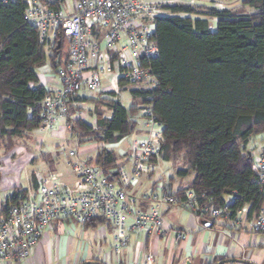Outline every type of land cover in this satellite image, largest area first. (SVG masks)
I'll use <instances>...</instances> for the list:
<instances>
[{
  "label": "trees",
  "instance_id": "trees-1",
  "mask_svg": "<svg viewBox=\"0 0 264 264\" xmlns=\"http://www.w3.org/2000/svg\"><path fill=\"white\" fill-rule=\"evenodd\" d=\"M41 1L66 10L64 0ZM243 5L253 13L167 6L170 15L155 19L159 55L144 59L155 78L154 88L130 91L143 106H153L164 127L159 157L170 162L182 154L187 167L178 174L195 175L191 186L176 196L191 191L199 196V205L217 207L232 199L231 218L245 206L252 217L263 203L253 155L246 146L251 138L264 134V0H244ZM27 8V0L0 3V146L8 150L13 139L40 127L42 101L48 91L40 84L36 69L49 60L58 73L67 61L62 58L66 41L59 34L48 44L47 55L48 45L24 20ZM209 18L217 19L215 31L210 29ZM125 84L119 80L120 88ZM115 97L110 93L106 100H95L93 126L76 119L78 110L70 105L66 121L79 144L116 145L133 135L136 123L132 118L142 107L126 108ZM105 110L112 112L111 118L105 117ZM118 166L113 151L103 146L92 167L116 179ZM1 180L0 170V184ZM26 195V190L15 189L0 204V214Z\"/></svg>",
  "mask_w": 264,
  "mask_h": 264
},
{
  "label": "built area",
  "instance_id": "built-area-1",
  "mask_svg": "<svg viewBox=\"0 0 264 264\" xmlns=\"http://www.w3.org/2000/svg\"><path fill=\"white\" fill-rule=\"evenodd\" d=\"M16 0H0L7 3ZM24 20L37 29L42 43L53 44L58 34L68 43V57L59 68L61 89L48 92L42 101L43 111L39 129L53 131L66 119L70 105L82 91L98 92L105 79L124 80L136 86L150 75L144 59H154L159 48L154 39L158 7L145 0H75L71 12L56 10L41 0H27ZM101 38V40L99 39ZM104 45V46H103ZM49 46V45H48ZM147 136L133 142L123 151L128 164H121L115 171L116 179L104 175L99 169L78 164L81 184L76 188L59 185L53 176L45 178L38 190H29L25 198L0 214V263L27 260L37 248L44 231L58 220H72L86 225L95 218H104L116 230L114 251L120 254L129 246L133 231L162 234L164 208L179 206L199 212L211 220L231 218V199L224 206L199 205L194 192L176 196L153 191L145 196L150 203L149 212L137 208V198L130 193L143 176L154 174L164 141L163 125L155 116L153 106L142 107ZM82 118V112H77ZM253 155L254 168L263 203L252 216L250 231L264 233V144ZM75 156V152H70ZM242 209L236 212L241 214ZM177 241L189 234L171 231ZM147 263L153 264L148 254Z\"/></svg>",
  "mask_w": 264,
  "mask_h": 264
},
{
  "label": "crops",
  "instance_id": "crops-1",
  "mask_svg": "<svg viewBox=\"0 0 264 264\" xmlns=\"http://www.w3.org/2000/svg\"><path fill=\"white\" fill-rule=\"evenodd\" d=\"M145 1L154 3L158 0ZM243 1H234V7H246L243 5ZM192 3L195 4V1ZM197 4L209 9L228 10L235 13L233 12L234 7L219 8L217 0L200 1ZM73 8L74 3L66 10L71 12ZM158 16L168 15L159 14ZM208 20L210 29L215 31L217 19L209 18ZM99 39L101 40L100 37ZM46 50L49 56L51 45L47 46ZM67 57L68 52L65 57L62 55L63 59ZM36 74L40 84L48 92L61 89L60 79L49 60L44 66L36 69ZM105 81H108V79H105ZM110 93H115V100L121 102L126 108L136 105V98L127 91L119 92V82L110 78L106 86L98 92L82 91L80 93L79 97L73 102V107L75 110L86 109L88 112L82 113V118L78 116V113L74 117L92 126L95 125V100H106L109 98ZM105 117L111 118L112 112L105 110ZM132 120L136 123V130L133 133L135 138L131 142L144 140L147 136V127L142 112L140 111ZM69 128L68 122L64 119L49 133H44L38 128L27 133L24 138L13 139L12 142H28L29 144L26 143V145L34 147L36 150L40 149L44 142H56L53 146L62 147L64 155H59L57 151H53L50 153V169H44L43 172H30L26 169L27 166L30 163H35L37 159L32 151L25 148L19 150L15 143L11 149H6L0 160H6L9 169L18 172L19 176L16 178L12 175L3 179V182L1 180L0 204H4L15 189L38 190L41 182L49 176H53L61 186L78 187L81 184V178L72 165L92 164L93 166L101 147L104 146L111 150L113 146L120 145L128 139L126 138L116 145H105L103 143L81 145L74 136H71ZM255 138L261 140V145L264 144V134L257 135ZM68 142H76L77 145L71 148ZM17 151L23 152L21 157H16ZM121 151H127V149ZM70 152H75V156H70ZM45 154L40 150L41 160H48V156ZM120 155L124 159L121 163L117 162V164H128L130 166L131 163L124 152H120ZM163 162L167 163L160 157L157 158L158 171L143 176L138 184L130 190V193L137 198V208L143 212H149L151 208L150 203L145 199L147 194L159 190L176 195L178 191L186 190L191 186H176L173 176H170L168 181H163L161 177L162 172L165 170V166L161 165ZM184 169L186 167L176 170V174ZM24 170H27L25 175H23ZM8 192L10 193L7 194ZM229 199L230 196H227L226 200ZM248 212L249 208L245 206L241 214L235 218L211 220L199 212L190 211L179 206L165 207L163 216L164 228L167 232L159 235L146 231H133L129 235V246L120 254L114 251L116 230L104 218H95L93 223L86 225L72 220H58L47 227L37 248L27 260L22 262L9 261L0 264H148L146 259L148 254L153 255V264H264V233L255 234L250 231L252 217L249 216ZM175 230L187 232L189 236L185 240L177 241L174 233L171 232Z\"/></svg>",
  "mask_w": 264,
  "mask_h": 264
},
{
  "label": "rangeland",
  "instance_id": "rangeland-1",
  "mask_svg": "<svg viewBox=\"0 0 264 264\" xmlns=\"http://www.w3.org/2000/svg\"><path fill=\"white\" fill-rule=\"evenodd\" d=\"M193 1H195V4L192 3ZM200 1L203 2V1H208V0H158V1H154L153 4H155L158 7L157 15H159V14L160 15H170V12L166 8H167V6H172V5H191V6L200 7L203 9H209L203 5L198 6L197 3ZM234 1H236V0H217L218 5H219L218 7L221 9L225 8L227 6L234 7L235 6ZM64 2H65V9H68L69 6H72V4L75 3V0H64ZM253 11L254 10L249 6L234 7V9H233V12L238 13V14L239 13L251 14V13H253ZM181 16H186V15L181 14ZM67 52H68V43H65V45L62 49L63 57L66 56ZM108 81H110L109 78H108ZM108 81L104 80V82L102 83V89L106 86ZM154 85H155L154 79H147L145 82L139 83L136 86H129V85L125 84L123 88L119 87V92L127 91L131 94L130 91L133 90L134 88H139L138 90L146 91V90H150V89L154 88ZM90 93H94V92H90ZM135 103H136L137 107H143L140 99L136 98ZM78 111L82 112L83 114H84V112H88L86 109H78ZM49 132H46V133H49ZM255 137L251 138L249 143L247 144V152L252 153L254 151H257L260 148V145L262 142H261V140L259 141ZM134 138H135L134 135L129 136L125 142H122L120 145L112 147L111 151H113V153L115 154V157H116L118 163H121V161L124 159V157H122L120 155V152H123L121 150L122 149L129 150L130 146L133 143L131 141L134 140ZM26 143H28V142H15V146L19 150H21L22 148H25L29 151H32V153H34V156L37 158L35 163H30L29 166H27L26 169L30 172H33V171L43 172L44 169H46V170L50 169L51 168L50 153H52L53 151L54 152L57 151L59 155H64V153L62 152L63 151L62 147L53 146V144H55L56 142H44L43 146H41L40 149H37V150L34 147H28V145H26ZM68 144L71 146V148L75 147L77 145L76 142H68ZM5 150H6L5 146H3V147L0 146V157L4 156ZM40 150L43 153H46L45 155L48 156V160H46V161L41 160ZM22 153H21V151H17L16 157H21ZM162 164L165 166V170L162 172V176H161L163 181H168L169 177L173 176L176 186L181 185V187H186V186H189L193 183L192 182L193 178H194L193 173H191L188 177H183V176L176 174V170L187 167L186 162H185V158L182 154L177 156L174 161H171L169 163L163 162V163H161V165ZM0 170L2 172V182H3V179L9 178L12 175L15 176L16 178L19 176L18 172H15V171L9 169V166H8L6 160H3V159L0 160ZM27 170L23 171V175H25ZM156 171H158V168H156ZM9 193L10 192H8L7 194H9Z\"/></svg>",
  "mask_w": 264,
  "mask_h": 264
},
{
  "label": "water",
  "instance_id": "water-1",
  "mask_svg": "<svg viewBox=\"0 0 264 264\" xmlns=\"http://www.w3.org/2000/svg\"><path fill=\"white\" fill-rule=\"evenodd\" d=\"M60 48V45L58 46V49ZM219 264H221V263H219Z\"/></svg>",
  "mask_w": 264,
  "mask_h": 264
}]
</instances>
